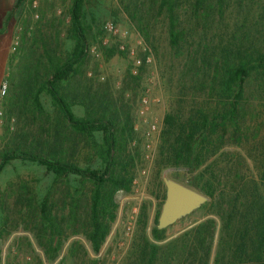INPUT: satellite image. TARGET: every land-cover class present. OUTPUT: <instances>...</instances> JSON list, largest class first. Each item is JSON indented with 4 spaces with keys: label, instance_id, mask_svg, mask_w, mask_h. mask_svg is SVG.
Masks as SVG:
<instances>
[{
    "label": "rangeland",
    "instance_id": "obj_1",
    "mask_svg": "<svg viewBox=\"0 0 264 264\" xmlns=\"http://www.w3.org/2000/svg\"><path fill=\"white\" fill-rule=\"evenodd\" d=\"M71 1L0 0V84L6 85L0 96V156L20 143L26 149L36 143L40 147L44 143V149L45 143L53 148L56 131L72 133L61 126L57 109L42 88L49 59L63 60L72 50ZM215 2L179 0L181 45H191L198 54L203 50L206 55L213 51L224 55L219 48L229 49L232 34L240 37L243 32L248 41L242 49L264 53V0H223L220 14L213 8ZM80 8L85 58L74 67V73L58 83V93L75 117L109 122L116 139L115 153L131 177L129 190L113 194L114 218L98 251L92 252L83 235L89 184L71 177L54 179L43 167L19 159L0 165V264H145L150 244L156 250L153 264H174L182 244L179 239L191 228L209 219L219 226L214 199L201 189L206 174L199 176L180 166L160 163L164 116H185L204 94L192 90V83L182 77L185 57L169 50L166 16L157 4L149 6L148 0H123L122 5L121 0H82ZM106 21L125 33L124 37L106 32ZM141 21L147 24L144 34L138 30ZM120 44L123 51L118 49ZM127 50L134 52L132 58ZM146 57L149 62L133 64V59ZM141 100L146 101L145 110ZM239 108L240 137L236 148L227 142L226 151L263 150L264 75L250 73ZM151 123L156 130L146 140L143 134ZM73 138L74 145H60L67 159L80 168L98 169L93 143L100 138L99 133H93V138ZM261 162L256 161L257 165ZM164 177L204 195L206 201L157 230L165 196ZM44 196L62 230L60 238L50 245L38 217L39 201ZM71 200L76 205L74 217L68 214Z\"/></svg>",
    "mask_w": 264,
    "mask_h": 264
},
{
    "label": "trees",
    "instance_id": "obj_2",
    "mask_svg": "<svg viewBox=\"0 0 264 264\" xmlns=\"http://www.w3.org/2000/svg\"><path fill=\"white\" fill-rule=\"evenodd\" d=\"M215 1L213 8L220 14L223 0ZM81 3L82 0H72L69 7L74 32L72 50L63 60L49 59L50 69L42 84L57 109L61 126H66L72 133L65 135L56 131L51 141L53 148H48L45 143L44 149V143L41 147L36 143L26 149L20 143L1 154L0 165L19 159L43 167L54 179L71 177L78 183L89 184L91 188L83 235L91 251L97 252L114 218L113 194L117 190L128 191L131 177L115 153L116 139L109 129V122L75 117L58 93V83L74 73V67L85 58L86 46L79 21ZM178 3L179 0H148L149 6L157 4L158 11L166 16L169 50L185 57L182 77L192 83V90L204 95L203 100L189 108L185 116H164L160 163L180 166L199 176L206 174L201 189L214 199L219 226L216 228L215 221L209 219L191 228L179 239L182 244L178 247L174 264H264V149L246 153L226 151L227 142L234 148L238 143L241 123L239 104L244 83L251 72L264 75V53L242 49L243 42L248 41V35L243 32L240 37L232 34L229 49L219 48L224 55L216 51L206 55L203 50L198 54L191 49V45L182 46ZM146 29L147 24L141 21L139 32L144 34ZM221 96L224 99L221 100ZM36 100L34 95L33 102L37 105ZM37 108L39 110V106ZM95 132L100 136L93 143L99 168H80L71 163L60 145H74L75 135L93 138ZM215 143L218 145L215 146ZM257 160L262 162L257 165ZM70 203L72 207L68 214L74 217L75 201ZM50 213L48 199L44 196L39 201L38 217L44 225L48 245L62 235L58 221ZM153 233H157L156 230ZM57 248L56 245L54 252ZM155 254L154 245H148L145 264H153ZM167 264L171 263L168 261Z\"/></svg>",
    "mask_w": 264,
    "mask_h": 264
},
{
    "label": "water",
    "instance_id": "obj_3",
    "mask_svg": "<svg viewBox=\"0 0 264 264\" xmlns=\"http://www.w3.org/2000/svg\"><path fill=\"white\" fill-rule=\"evenodd\" d=\"M165 196L157 217L156 229L161 230L200 207L206 197L172 179L163 178Z\"/></svg>",
    "mask_w": 264,
    "mask_h": 264
},
{
    "label": "built area",
    "instance_id": "obj_4",
    "mask_svg": "<svg viewBox=\"0 0 264 264\" xmlns=\"http://www.w3.org/2000/svg\"><path fill=\"white\" fill-rule=\"evenodd\" d=\"M103 29L108 32L109 34H111L112 36H115L117 38H123L125 33L121 32L120 30H118L117 26H115L112 22L106 21L103 24ZM118 49L123 51L124 50V46L122 44H120L118 46ZM12 51L15 50V47L13 46L11 48ZM126 53L132 58L134 52L132 50H127ZM143 62H149V58L146 57L144 58ZM142 60L140 61L139 59H133V64L136 66H139L140 64L143 63ZM5 89H6V85L5 83H1L0 84V96L4 95L5 93ZM141 104L143 107V110L146 109V101L145 100H141ZM156 128H155V124L151 123L147 126L146 131L144 132L143 136L146 140H150L152 138V134L155 132Z\"/></svg>",
    "mask_w": 264,
    "mask_h": 264
}]
</instances>
